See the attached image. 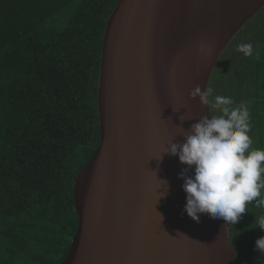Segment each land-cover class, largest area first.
Masks as SVG:
<instances>
[{
  "label": "water",
  "instance_id": "obj_1",
  "mask_svg": "<svg viewBox=\"0 0 264 264\" xmlns=\"http://www.w3.org/2000/svg\"><path fill=\"white\" fill-rule=\"evenodd\" d=\"M263 8L264 0L117 1L100 53V142L74 180L77 230L61 264H235L231 224L188 217L178 178L187 166L162 153L184 143L180 127L211 116L190 92L208 89L221 55Z\"/></svg>",
  "mask_w": 264,
  "mask_h": 264
},
{
  "label": "trees",
  "instance_id": "obj_2",
  "mask_svg": "<svg viewBox=\"0 0 264 264\" xmlns=\"http://www.w3.org/2000/svg\"><path fill=\"white\" fill-rule=\"evenodd\" d=\"M117 1L0 0V264H61L69 251L74 180L100 142V53ZM253 35V55L238 52L208 89L247 104L252 147L264 149V19ZM260 215L250 204L231 224L235 264H264Z\"/></svg>",
  "mask_w": 264,
  "mask_h": 264
},
{
  "label": "clouds",
  "instance_id": "obj_3",
  "mask_svg": "<svg viewBox=\"0 0 264 264\" xmlns=\"http://www.w3.org/2000/svg\"><path fill=\"white\" fill-rule=\"evenodd\" d=\"M236 51L251 57L253 45L242 42ZM211 92V89L201 91L197 86L190 92V98H199L202 105L217 114L201 117L188 131L180 127L186 133L184 143L171 142L162 154L178 156L180 163L187 166L178 178L184 180V211L189 218L199 223L200 216L208 214L234 225L248 205L264 209V149L252 147L247 104H236L233 98L223 95L210 100ZM190 170L194 172L191 177L187 175ZM161 182L165 186L162 195H167L168 182ZM254 222L264 232V215ZM254 250L264 254V236L255 241Z\"/></svg>",
  "mask_w": 264,
  "mask_h": 264
},
{
  "label": "rangeland",
  "instance_id": "obj_4",
  "mask_svg": "<svg viewBox=\"0 0 264 264\" xmlns=\"http://www.w3.org/2000/svg\"><path fill=\"white\" fill-rule=\"evenodd\" d=\"M263 19H264V8L261 9L251 20H249L246 23V25L235 35L231 43L228 45V47L226 48V50L218 60L211 75L209 85L213 80V77H216L217 74L225 67V65H227V62H229L235 55L238 54V52L236 51L237 45H239L242 42H246L249 38H252L254 36L253 35L254 32L259 30V28L262 25ZM241 260L244 261L243 256L241 257Z\"/></svg>",
  "mask_w": 264,
  "mask_h": 264
},
{
  "label": "crops",
  "instance_id": "obj_5",
  "mask_svg": "<svg viewBox=\"0 0 264 264\" xmlns=\"http://www.w3.org/2000/svg\"><path fill=\"white\" fill-rule=\"evenodd\" d=\"M263 129H264V125H263Z\"/></svg>",
  "mask_w": 264,
  "mask_h": 264
}]
</instances>
